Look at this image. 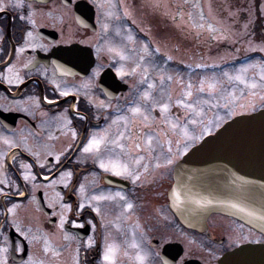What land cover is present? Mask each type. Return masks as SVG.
<instances>
[{"label": "flooded vegetation", "instance_id": "1", "mask_svg": "<svg viewBox=\"0 0 264 264\" xmlns=\"http://www.w3.org/2000/svg\"><path fill=\"white\" fill-rule=\"evenodd\" d=\"M161 1L23 0L14 7L0 0L8 5L0 7V264H217L241 245L264 244L234 218L212 214L195 231L169 209L175 164L194 145L177 144L179 125L193 117L186 104L209 125L207 100L200 107L185 95V108L176 103L178 79L193 94V74L209 68L212 36L208 5L196 6L202 27L187 28L177 0L165 1L169 11ZM248 1L218 7L234 13L230 22L252 14L253 36L264 42L258 0ZM188 50L201 68L187 64ZM161 103L169 105L164 112ZM104 132L107 140L124 133L118 144L125 147L83 150ZM149 134L152 151L135 149L131 137L143 145ZM101 159H119L139 179L101 168ZM108 246L116 249L112 261L103 259Z\"/></svg>", "mask_w": 264, "mask_h": 264}, {"label": "water", "instance_id": "2", "mask_svg": "<svg viewBox=\"0 0 264 264\" xmlns=\"http://www.w3.org/2000/svg\"><path fill=\"white\" fill-rule=\"evenodd\" d=\"M173 174L169 208L183 226L200 231L210 214L219 213L264 236V110L226 122L192 147ZM252 261L264 262L263 245H242L217 264Z\"/></svg>", "mask_w": 264, "mask_h": 264}, {"label": "rangeland", "instance_id": "3", "mask_svg": "<svg viewBox=\"0 0 264 264\" xmlns=\"http://www.w3.org/2000/svg\"><path fill=\"white\" fill-rule=\"evenodd\" d=\"M165 1L168 2L169 0L161 1L162 10L169 11V7L165 6ZM158 3L159 0H151V3L147 4L155 6ZM177 4L179 9H184L183 12L179 13L178 22L180 27L184 25L187 28L202 27L200 11L196 6L200 4L208 5L209 7L205 11L210 17L209 32H211L210 36H212V40L207 45L210 53L209 69L207 73H203L202 70H200L201 72H195L192 83L194 87V104L202 107L203 101L207 100L208 102L209 109L205 113V117L209 125L205 124L202 126L201 122L198 121L201 116L195 108L193 117L187 119L186 124H180L178 127L180 134L184 135L185 131H187V135L177 139L179 141L177 143L179 145L178 148H180L183 145V140H186L187 145L193 143L196 145L202 140H200L201 132H212L222 122L237 114L250 113L260 108L264 109V42H262L263 40L257 41V38L253 36L251 27L255 18L252 14L251 16L247 12L240 13V15L244 16L243 19H236V22H233V19L230 22L228 17L234 15V13L229 12L227 7L219 8L228 5L243 6L253 4V2L250 3L248 0H177ZM258 4L259 14L263 18L262 24L264 26V0H258ZM188 15L190 18L187 17ZM196 21H199V23ZM189 31L192 33L191 36H194L198 34L199 30L194 29V34L192 29H189ZM185 47L187 48L188 46L186 45ZM189 48L192 47L189 46ZM252 51H258L260 52L258 54L261 55L254 56L250 60H245L236 65L230 63L232 58ZM192 52V50H188L187 54L186 51L183 52L187 64L193 66V68H201V57L197 53L190 55ZM237 76H240L241 79L237 80ZM181 81L179 78L178 99H183L185 97L184 93L187 92L185 87L181 90ZM202 81L205 83V87L209 83L214 84V89L212 91L199 92ZM186 105L180 106L185 108ZM221 116L223 117L220 120ZM181 120L182 117H179L178 122ZM191 120H196L197 122L192 124Z\"/></svg>", "mask_w": 264, "mask_h": 264}, {"label": "snow or ice", "instance_id": "4", "mask_svg": "<svg viewBox=\"0 0 264 264\" xmlns=\"http://www.w3.org/2000/svg\"><path fill=\"white\" fill-rule=\"evenodd\" d=\"M9 3H11L14 7H21L23 4V0H9ZM8 5L6 4H0V7H7ZM29 36H31V32L28 33ZM157 51H159V49H157ZM141 59H143V57H141ZM170 59V58H169ZM168 79H171V77H169ZM237 80L241 79L240 76L236 77ZM189 89L191 88V86H188ZM214 89V84L209 83L207 84V87H205V83L202 81L200 88H199V92H204V91H212ZM184 95L191 97L193 94L192 92L189 90L187 92L184 93ZM144 97L148 96V93L145 92L143 93ZM177 104L179 105H184L185 101L183 99H178L176 101ZM158 106L162 112L166 111L169 107L168 103H161ZM187 108L192 109L193 111H195V108L193 106V104L189 103L187 104ZM131 112L132 113H140L141 112V108L139 107H132L131 108ZM145 121L148 119L147 116L144 117ZM167 122V121H165ZM192 124H195L197 121L196 120H191L190 121ZM138 127H143V125L138 126ZM173 128L176 127L175 124L172 125ZM129 133L131 134V129H128ZM184 135H187V131H185ZM73 136H75V132L73 131ZM107 136V132L104 133H98V134H92L91 138L88 140L87 144H85L84 146V151L85 152H92L95 151L97 153H99L101 151V147L102 145H106V144H113V145H117L119 148L123 149L125 147V145L123 143H119L118 144V140H120L121 138L124 137V133H120V136L117 137L116 140H107L106 139ZM133 139V144L135 149L140 150V149H144L145 151H152L153 149V145H152V141H153V135L149 134L146 136L145 142L142 145L139 141H140V137H131ZM177 143H179V141H177ZM109 152L114 151V149H108ZM168 152H171V141L168 142ZM57 159H59V157L57 156ZM144 159L143 156H137L136 157V162L138 163L140 160ZM166 163H171V160H166ZM100 167L104 168L106 170H111L114 171L117 175H124V174H128L131 175L133 180H137L139 179V175L137 173H133L130 172L129 167L127 164H122L119 159H109L108 162L106 163L103 159L100 160ZM157 167H159V165H157ZM67 175H71V173H67ZM25 179H27V175L24 177ZM81 188H83V186H81ZM173 195L175 196L176 193L174 192ZM97 199H99V197H97ZM84 205L81 204L80 207L82 208ZM128 208H131L132 205L131 204H127L126 205ZM15 208V205H13L12 209H9V211H12ZM61 219L63 220L64 217H61ZM116 249L114 246H108L103 259L105 261H112L114 260V255H115ZM137 259L139 260H143V256H138Z\"/></svg>", "mask_w": 264, "mask_h": 264}]
</instances>
